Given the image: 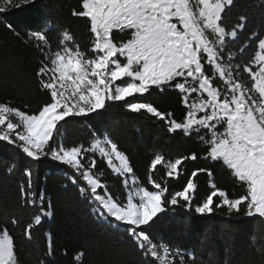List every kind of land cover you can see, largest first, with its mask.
Here are the masks:
<instances>
[{"label":"snow or ice","instance_id":"6c2138e0","mask_svg":"<svg viewBox=\"0 0 264 264\" xmlns=\"http://www.w3.org/2000/svg\"><path fill=\"white\" fill-rule=\"evenodd\" d=\"M29 6L36 0H0V14ZM233 6L234 0H78L71 15L85 21L87 45L70 28L55 30L49 22L23 35L7 25L38 53L35 76L47 99L35 110L0 102V141L33 162L51 159L62 165L64 190L76 189L95 222L122 229L121 238L131 242L144 264H204L197 252L156 238L154 230L169 213L175 219L177 208L188 231L211 223L217 213L264 222V32H252L235 47L247 17L231 22ZM249 45L255 51L245 59ZM167 92L182 106L179 116L149 99ZM113 104L200 147L175 158L154 153L148 174L138 182L131 158L100 129L83 143L61 141L68 118L103 121ZM98 160L122 178L125 199L102 182ZM217 169L239 190L223 189L212 179L200 200L198 177L211 179ZM14 172V164L6 168L7 174ZM24 176L21 208L30 214L26 220L0 219V264H20L15 233L32 241L54 214L51 202L36 191L30 168ZM259 251L264 253V240ZM46 252L53 253L51 239ZM85 255L79 250L72 259L82 264Z\"/></svg>","mask_w":264,"mask_h":264},{"label":"trees","instance_id":"16d2710c","mask_svg":"<svg viewBox=\"0 0 264 264\" xmlns=\"http://www.w3.org/2000/svg\"><path fill=\"white\" fill-rule=\"evenodd\" d=\"M77 3L78 0H36L35 7L0 14V102L8 101L21 107L27 105L35 110L47 99L44 91L38 88L35 76L38 53L17 39L7 25L11 24L23 35L28 29L39 28L49 22L55 30L70 28L81 45H87L89 34L85 21L71 15ZM240 16L247 17V25L235 47L244 44L252 32H264V0H234L230 21L234 23ZM254 51L255 46L249 45L245 59ZM149 99L180 115L182 106L172 92L154 93ZM135 117L137 114L127 113L119 104H113L107 109L103 121L86 117L68 118L70 122L60 129V139L65 144L83 143L100 129L131 158L138 182H143L148 174L154 153L175 158L200 147L187 138H173L163 127L143 117ZM97 163L102 182L116 196L125 199L127 189L122 178L112 173L106 162L98 160ZM12 164L15 172L9 175L6 168ZM29 168L36 191L45 195L46 203L51 202L54 214L34 231L32 241H25L19 232L15 233L20 264H75L72 257L79 250L86 252L82 264H144L131 242L121 238L122 229L95 222L90 214V205L77 198L76 189L69 186V191L64 190L67 172L62 165L51 159L33 162L4 141H0V219L13 215L24 220L28 218L29 210L21 208L20 186L25 180L24 171ZM160 169L161 166H157V172ZM212 179L223 189L233 193L239 190L230 175L217 169L211 179L204 175L198 177L200 200L209 193ZM184 215L183 210L177 208L175 219L172 213L164 217L154 230L156 238L197 252L204 264H264V253L259 251L264 240L261 218L230 220L217 213L211 223H198L195 230L188 231L179 223ZM48 233L50 237H47ZM48 239L53 242L52 255L46 252Z\"/></svg>","mask_w":264,"mask_h":264}]
</instances>
